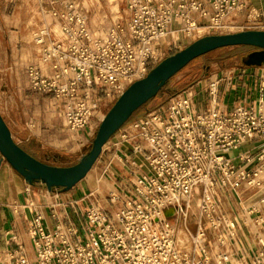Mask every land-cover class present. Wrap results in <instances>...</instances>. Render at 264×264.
<instances>
[{"label": "built area", "instance_id": "2783aa9c", "mask_svg": "<svg viewBox=\"0 0 264 264\" xmlns=\"http://www.w3.org/2000/svg\"><path fill=\"white\" fill-rule=\"evenodd\" d=\"M48 4L50 21L34 34L26 86L54 100L56 122L72 132L97 128L124 90L160 62L159 42L173 22L186 39L235 28L264 31L255 8L242 25L227 20L246 8L245 0H128L129 21L112 23L98 36L74 0ZM113 136L133 140L128 156L141 158L147 173L136 171L125 195L118 188L109 191L108 208L92 191L57 203V188L32 183L53 199L52 228L35 209L27 185L24 204L13 203L12 211L34 214L28 222L34 261L23 246H6L0 264H264L261 109L227 110L214 102L198 113L187 88ZM241 147L246 150L236 163L228 154ZM168 208L173 213L164 216Z\"/></svg>", "mask_w": 264, "mask_h": 264}, {"label": "crops", "instance_id": "0c3cea01", "mask_svg": "<svg viewBox=\"0 0 264 264\" xmlns=\"http://www.w3.org/2000/svg\"><path fill=\"white\" fill-rule=\"evenodd\" d=\"M245 1L246 8L231 13L227 20L234 22L235 25H242L248 11L255 8L262 13L259 22L264 21V0ZM26 2L34 3L33 5L43 16H49L46 12L50 8L48 0H26ZM74 4L88 17L89 27L95 36L103 35L112 23L126 24L129 21L128 0H81V2L74 0ZM46 23V21L41 22L35 31ZM199 23L205 22L199 21ZM179 27V22H173L170 27L171 32L165 40L159 42L160 61L183 49L194 40L211 34H196L194 39H186L178 33ZM168 44H174L175 48L168 49ZM240 60L239 57L232 58L231 64L218 65L214 73L206 74L184 88H190L195 112H203L217 102L227 110L245 106L254 110L261 109L264 113V62L260 65H247L245 60L242 62ZM212 82L216 84L214 89H210L209 86ZM9 86L7 90L4 87L0 89V115L8 126L13 140L20 147L36 159L55 166H72L88 153L97 129L94 125L78 131H69L60 122H56L53 110L56 102L50 97L32 94L26 88L21 90L13 82H10ZM109 104H106L107 107ZM132 144L131 139L119 142L115 136H112L95 163V166L101 164V177L107 180L105 195L100 190L96 193L107 208L109 207L107 202L109 191L118 188L120 194H127L135 184V172L147 173L148 171L143 161V165L138 164L139 157L128 156ZM88 146L90 148L86 151ZM250 148L251 145L249 150ZM245 150V147L235 149L228 156L238 163V156ZM131 162L137 164V167ZM27 185L29 184L0 156V249L9 246V249L13 250L18 245L23 246L28 258L33 262L28 222L34 214L26 209L22 211V214H14L12 211L13 203L24 204ZM30 186L31 200L35 209L42 215L45 225L52 228L54 223L50 214L51 206L54 204L53 199L42 194L40 184ZM89 191L92 190H87L82 182L69 191L58 189L56 202L78 200ZM223 210L229 215L232 214V209L230 210L228 206H224Z\"/></svg>", "mask_w": 264, "mask_h": 264}, {"label": "water", "instance_id": "95a60500", "mask_svg": "<svg viewBox=\"0 0 264 264\" xmlns=\"http://www.w3.org/2000/svg\"><path fill=\"white\" fill-rule=\"evenodd\" d=\"M232 47L256 49L247 56L245 63L260 65L264 62V31L243 30L206 35L161 60L144 78L132 82L113 102L97 127L90 150L72 166H55L33 157L13 140L1 115L0 156L28 184L39 182L48 189L69 191L86 178L111 137L136 110L161 92L173 76L199 57Z\"/></svg>", "mask_w": 264, "mask_h": 264}, {"label": "rangeland", "instance_id": "374dc122", "mask_svg": "<svg viewBox=\"0 0 264 264\" xmlns=\"http://www.w3.org/2000/svg\"><path fill=\"white\" fill-rule=\"evenodd\" d=\"M79 1L81 2V0ZM33 4L27 3L26 0H0V89L4 87L7 90L10 82H13L21 90L25 88L27 90L24 69L36 50L33 45L35 29L43 21L49 23V16H43ZM237 31L239 30L235 28L227 31V33ZM253 50L252 47L223 48L194 60L173 76L161 92L147 102L146 108L148 110L154 108L172 95L184 90L194 81L206 74L214 73L218 65L227 66L231 64L232 58L239 57L241 62L244 60L246 62L247 54ZM143 113V110H139L135 118L129 122H134L137 116ZM89 148L88 146L86 151ZM138 160V164L143 165L142 160L140 158ZM101 167V164L94 165L81 182L87 190L90 189L94 193H98L97 190H100L105 195L107 180L101 177Z\"/></svg>", "mask_w": 264, "mask_h": 264}, {"label": "trees", "instance_id": "16d2710c", "mask_svg": "<svg viewBox=\"0 0 264 264\" xmlns=\"http://www.w3.org/2000/svg\"><path fill=\"white\" fill-rule=\"evenodd\" d=\"M200 58V57H199ZM198 59V58H197ZM153 99V98H152ZM151 99V100H152ZM149 102V101H148ZM147 104V103H146ZM146 104H144L143 106H141L138 110H136L133 114H132V116L129 118V120H128V122L129 121H131V119H133V118H135V115H136V113L139 111V110H143V114L142 115H144L147 111H148V109L146 108ZM142 115H140V116H137V118H136V120L137 119H139Z\"/></svg>", "mask_w": 264, "mask_h": 264}, {"label": "bare ground", "instance_id": "6f19581e", "mask_svg": "<svg viewBox=\"0 0 264 264\" xmlns=\"http://www.w3.org/2000/svg\"><path fill=\"white\" fill-rule=\"evenodd\" d=\"M210 35V34H209ZM173 213V209H171V208H168V209H166L164 212H163V215L164 216H170L171 214ZM183 233V230L181 229V231H180V234H182ZM183 235V234H182ZM183 241H181V243H182Z\"/></svg>", "mask_w": 264, "mask_h": 264}, {"label": "flooded vegetation", "instance_id": "af4514ba", "mask_svg": "<svg viewBox=\"0 0 264 264\" xmlns=\"http://www.w3.org/2000/svg\"><path fill=\"white\" fill-rule=\"evenodd\" d=\"M255 50H256V49H254V50H253V51H251L250 53L254 52ZM250 53H249V54H250ZM249 54H247V56H248ZM247 56H246V57H247ZM246 59H247V58H246Z\"/></svg>", "mask_w": 264, "mask_h": 264}]
</instances>
